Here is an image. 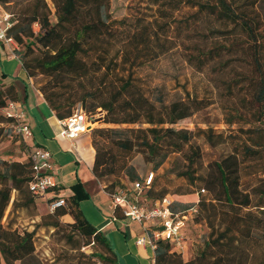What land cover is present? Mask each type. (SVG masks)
Listing matches in <instances>:
<instances>
[{"label":"trees","instance_id":"16d2710c","mask_svg":"<svg viewBox=\"0 0 264 264\" xmlns=\"http://www.w3.org/2000/svg\"><path fill=\"white\" fill-rule=\"evenodd\" d=\"M49 1L51 6L46 0H0L13 23L7 36L21 47L17 56L27 76L48 78L38 91L49 109L62 120L79 104L88 116H96V124L138 125L90 128L92 171L104 182V190L114 194L119 179L113 178L124 174L139 204L150 206L167 196V191L153 187V171L147 188L134 189L148 175L140 179L129 162L135 150H143L154 171L175 156L168 171L192 188L182 194L197 196L193 207L197 222L209 229L206 240L189 259L169 241L158 240L154 264H264V13L257 9L260 1L146 0L150 14L120 20L111 19L110 0ZM173 54L207 80L210 96L183 90L182 97L166 103L161 89L154 88L155 97L149 95L137 70ZM89 81L97 82L92 90L84 84ZM18 101L15 85H0V142L6 136L5 126L15 124V118L3 111ZM213 104L221 111L227 135L210 128L195 132L168 128ZM194 135L202 136L212 148L226 146L228 151L204 169L201 149L191 142ZM0 167V264H45L35 254V228L19 230L11 220L4 222L7 211H35L38 197L28 189L34 178L32 163L0 161ZM58 191L53 187L47 193ZM57 199L61 198L52 196L48 202ZM64 202L41 215L36 226L63 231L71 245L60 256L66 264H118L104 232L81 216L75 202ZM122 210L116 206L114 217L122 219ZM65 216L72 222H65ZM88 248L95 250L84 253Z\"/></svg>","mask_w":264,"mask_h":264},{"label":"rangeland","instance_id":"374dc122","mask_svg":"<svg viewBox=\"0 0 264 264\" xmlns=\"http://www.w3.org/2000/svg\"><path fill=\"white\" fill-rule=\"evenodd\" d=\"M20 0H11L16 2ZM258 10L264 13V0H259ZM46 2L51 6L50 1ZM6 10V9H5ZM150 9L147 7L146 0H110L109 13L111 19L120 20L125 17H133L140 14H150ZM37 32L38 27H34ZM15 45L19 50L17 44ZM138 76L141 77V84L149 92L150 96H156L155 89H161L163 92L164 101L166 103L173 99L183 96V90H187L191 93L197 92L198 96L211 95L212 88L207 80L200 74L194 72L191 68L187 67L181 59L173 54L171 56L161 58L158 62L142 67L137 70ZM48 78L41 75L32 78V83L36 89L44 84ZM74 84V83H73ZM86 88L92 90L96 87V83L85 82ZM79 87L78 84H74ZM83 85V84H82ZM80 85V86H82ZM79 104H76L74 109ZM138 125L127 126V125H106V124H90L89 128H135ZM142 127H146L143 125ZM6 136L3 141L0 142V161H29L31 153V143L25 138L17 135L12 125H6ZM171 129H188L195 132L197 129H212L215 133L225 132L227 135V127L222 121V114L218 105H210L207 109L192 115L191 118L180 121L178 124L168 126ZM191 142L197 144L202 152L203 156V168L207 166L212 160H217L219 156L225 154L228 151L226 146H218L216 148L210 147L202 136L194 135ZM175 156H171L158 170L154 171L152 163L149 162L150 158L143 150H135L134 155L131 158L129 164H131L139 178H143L149 175L151 171L154 173L153 187L155 190H165L168 192L167 197L172 200V209L176 213L186 215V219L183 220V227L181 229L185 239V252L184 258L189 259L198 247H200L204 240L208 236L209 229L204 222H197L196 213L190 211V209L197 203L196 195L182 194L192 190L188 186L186 180L176 177L173 173L169 172V168L174 165L172 161ZM178 162H181L179 160ZM175 162V165L179 163ZM1 169V167H0ZM113 179H119V188L114 190L115 193H122L128 191V198L131 200L133 192H131L130 183L124 174H120L118 177ZM111 179V180H113ZM104 182H102V185ZM38 198L35 201L34 210H18L9 214L6 213L5 224L11 220L12 227L21 229H27L31 231L35 228L34 234V245L36 256L45 264H66V261L60 256L65 252H69L71 245L67 244L63 231H53L45 227H37L36 224L39 219L36 220L34 214H39L37 209V203L40 202ZM43 201V200H42ZM45 202V201H44ZM149 206V203L145 204ZM187 209V210H186ZM9 214V215H8ZM149 226H156L155 224H146ZM95 249H85L84 253L90 254ZM60 258V260H58Z\"/></svg>","mask_w":264,"mask_h":264},{"label":"crops","instance_id":"0c3cea01","mask_svg":"<svg viewBox=\"0 0 264 264\" xmlns=\"http://www.w3.org/2000/svg\"><path fill=\"white\" fill-rule=\"evenodd\" d=\"M18 50L15 45L0 43V85H15L19 95L16 108L23 112L31 130V135L25 139L32 148L40 147L50 153L55 187L59 190L57 194L51 192L38 197L41 201L37 203L39 214L35 219L50 212L48 200L52 196L75 202L81 216L104 232L118 264H154L153 250L148 245L136 244L144 227L114 217L111 198L93 174L91 129L72 140L60 135L58 119L27 76L17 56ZM63 220L72 222L70 216Z\"/></svg>","mask_w":264,"mask_h":264},{"label":"built area","instance_id":"2783aa9c","mask_svg":"<svg viewBox=\"0 0 264 264\" xmlns=\"http://www.w3.org/2000/svg\"><path fill=\"white\" fill-rule=\"evenodd\" d=\"M10 18V14L0 4V43L14 44V41L7 36V30L13 24ZM3 113L15 118V124L12 127L17 135L22 138H27L31 135V130L24 121V114L16 108V103L9 104ZM95 121L96 116H88L80 106H77L70 117L58 120L60 135L72 140L79 134L86 132L89 129V125ZM50 159L51 156L47 150L40 147L32 148L30 161L34 170V178L29 183L28 189L36 197L45 195L49 189L55 187L54 169ZM151 179L152 173L144 180V184L136 183L134 189L140 192L143 188H147L150 185ZM109 197L111 198L113 209L116 206H122L124 219L136 222L144 227L143 235L136 239L137 245H148L154 250L156 241H169L178 252L184 255L185 239L181 229L186 215L172 211V200L169 197L166 196L150 206L139 204L136 195L130 200L128 194L123 192L109 194ZM64 204L63 199H57L50 202L48 208L50 211H53L55 208L63 206ZM190 211L194 213L196 212V208L192 207ZM148 223L155 224L160 229L150 231L145 227Z\"/></svg>","mask_w":264,"mask_h":264}]
</instances>
